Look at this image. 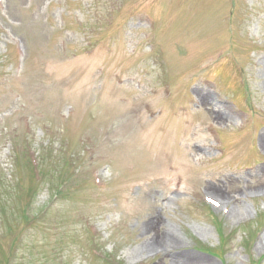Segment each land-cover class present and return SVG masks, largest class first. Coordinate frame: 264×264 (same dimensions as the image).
Masks as SVG:
<instances>
[{
    "label": "rangeland",
    "instance_id": "obj_1",
    "mask_svg": "<svg viewBox=\"0 0 264 264\" xmlns=\"http://www.w3.org/2000/svg\"><path fill=\"white\" fill-rule=\"evenodd\" d=\"M263 139L264 0H0V264H264Z\"/></svg>",
    "mask_w": 264,
    "mask_h": 264
},
{
    "label": "bare ground",
    "instance_id": "obj_2",
    "mask_svg": "<svg viewBox=\"0 0 264 264\" xmlns=\"http://www.w3.org/2000/svg\"><path fill=\"white\" fill-rule=\"evenodd\" d=\"M108 140L113 139V137L110 135L107 138ZM263 143H264V139H263ZM148 232H150V234H153L150 237V241L149 243L151 245H153L155 248H163L162 245H165V240H164V236H161L160 233L155 232L151 227L148 226ZM168 249L170 250V248L168 247ZM174 264H177L176 262H174Z\"/></svg>",
    "mask_w": 264,
    "mask_h": 264
}]
</instances>
